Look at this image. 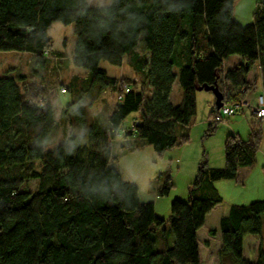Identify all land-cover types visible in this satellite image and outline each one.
<instances>
[{"label":"trees","instance_id":"16d2710c","mask_svg":"<svg viewBox=\"0 0 264 264\" xmlns=\"http://www.w3.org/2000/svg\"><path fill=\"white\" fill-rule=\"evenodd\" d=\"M235 2L0 0V50L32 54L29 72L0 76V264H264L261 241L255 260L244 254L247 235L262 237L264 199L232 204L218 228L201 230L223 201L215 181L234 179L256 161L260 130L253 127L247 139L229 133L223 167L201 163L188 198L170 204L172 242L154 202H142L138 185L111 163V141L131 112H138V124L125 136L162 154L189 139L196 84L217 81L225 102H244L256 85L247 74L258 62L264 88V2L246 25L234 19ZM130 13L134 28L127 26ZM56 21L74 25L72 62L87 74L69 85L73 98L60 112L69 135L46 148L57 124L45 70L59 54L49 35ZM138 47L150 53L148 61ZM230 55L242 60L224 71ZM126 56L142 76L140 88L99 65L102 59L121 65ZM175 65L183 91L178 104L170 100ZM106 91L117 94V103L107 117H94L92 104ZM216 125L209 120L210 130ZM172 187L167 175L157 193Z\"/></svg>","mask_w":264,"mask_h":264},{"label":"rangeland","instance_id":"374dc122","mask_svg":"<svg viewBox=\"0 0 264 264\" xmlns=\"http://www.w3.org/2000/svg\"><path fill=\"white\" fill-rule=\"evenodd\" d=\"M92 4L105 5L110 0H89ZM264 0H236L234 4V19L246 25L253 21L254 12L260 3ZM49 35L51 37V47L56 52L61 51L64 57L50 60L46 68V77L50 82L51 97L55 108V116L57 124L50 132L46 141V148L52 147L54 144L61 142L69 135L71 125L68 119L61 117L59 108L67 105L73 98V92L69 85L78 81L74 79L76 73L81 79V75L87 71L83 67L72 64L73 69L69 65V57L75 47L76 35L73 24H64L56 21L52 24ZM177 50L179 46L177 45ZM137 51L147 61L150 53L142 50L140 47ZM30 55L20 51H1L0 50V76H13L16 74L15 65L20 66L21 70H30ZM126 56L121 65H115L107 60L102 59L99 65L106 71L121 80L131 78L137 88L142 86V76L138 74L128 63ZM233 58H227L225 65L230 67ZM29 68V69H28ZM49 69L48 73L47 70ZM74 70V71H73ZM174 72L177 74L172 85L170 100L173 104H178L182 100L183 91L179 80V67L174 66ZM127 84L130 82L125 81ZM61 87H66V91L62 92ZM260 85L253 91L251 103L256 102V95L259 92ZM144 91L150 94V88L144 85ZM112 102H117V96L110 91L106 92ZM224 100V99H223ZM110 101V100H109ZM97 100L94 102L96 104ZM101 105V103H98ZM215 104V96L209 90H197L196 92V114L192 124L188 127L187 133L189 139L182 142L171 149L164 151L162 154L156 152L152 145L145 142L144 139L135 136L130 139L132 147L129 145H119L114 147L113 163L119 167L123 177L126 180L135 182L139 187V196L142 200L153 201L156 214L165 219L164 226L171 234V242L174 234L171 230L170 203L174 199L186 200L189 195V188L194 183L198 169L201 163L205 162L207 166L213 168H221L225 164L224 143L229 133H238L243 139H247L251 135L253 127L260 130L261 139L259 143L258 160L256 168H254L251 176L246 182L235 185V179H221L215 181V187L222 196L223 201L221 207L229 210L232 204L247 205L252 201L264 199V169L262 157L264 156V119L261 121L255 118L249 108L243 106L242 109L229 116L227 123H217L212 130L209 129L210 112ZM92 106V112L95 106ZM107 109L98 114V116L107 117ZM138 115V112H131L123 121L122 128H127L131 121ZM182 130L178 129L181 134ZM118 139L124 140L123 136ZM122 146V147H121ZM261 155V156H260ZM263 155V156H262ZM261 160V161H260ZM261 170V172H259ZM242 170L240 173H243ZM169 175L173 182L170 192L165 195L157 194L159 188L165 185L166 176ZM152 193V194H151ZM264 217V216H263ZM208 224H210L208 222ZM252 235H247L244 245V254L248 260H255L256 251L249 247ZM260 239V238H259ZM261 246L264 249V236L261 237ZM255 249V248H254ZM190 264V263H189Z\"/></svg>","mask_w":264,"mask_h":264},{"label":"crops","instance_id":"0c3cea01","mask_svg":"<svg viewBox=\"0 0 264 264\" xmlns=\"http://www.w3.org/2000/svg\"><path fill=\"white\" fill-rule=\"evenodd\" d=\"M52 51H55V50H53V48H52ZM25 54H29L30 55V59H31V57H32V54L31 53H29V52H24ZM57 53H59V54H57L56 56H50V58L52 59V60H56L57 58H63L64 57V53L63 52H61V51H57ZM72 54H73V52H72ZM231 56V58H233V62H232V64H230V67H232V66H234V65H236L238 62H240L241 60H242V58H241V56H239V55H230ZM230 56L228 57V58H230ZM61 58V59H62ZM227 59V58H226ZM225 59V60H226ZM69 65L71 66V68L73 69V67H72V64H73V62H72V55L69 57ZM225 60H224V71H226L228 68H230V67H228L227 65H225ZM29 62H30V60H29ZM13 68H15V70L16 71H21V72H25V73H27V72H29V70H21V68H20V66H18V65H15ZM29 69V68H28ZM74 71V70H73ZM79 75L80 73H76V75ZM87 74V71H85L84 73H83V75H81V76H85ZM75 79V78H74ZM81 79H82V77H81ZM80 78L79 79H77L76 78V81H79V80H81ZM247 80L250 82V83H256V85H255V88L253 89V91L255 90V89H257L258 88V85H260V88H259V92L258 93H261L262 91H264V88H263V76H262V70H261V66H260V64L257 62L255 65H253L252 66V68L250 69V71L248 72V74H247ZM68 88H69V86H68ZM67 88V89H68ZM253 91L251 90L249 93H248V96H247V98H246V101H248V102H251V99H252V93H253ZM107 92V91H106ZM106 92H104V93H102L99 97H98V99H97V102H96V104L94 105V103L92 104V106L94 105L95 106V109H94V111L92 112V114H93V116L95 117V116H97L98 114H100L102 111H103V109H107V111H108V114H110L111 112H112V110L114 109V107H115V105H116V103L115 102H112L111 101V99H110V97L108 96V95H106ZM111 92V91H110ZM111 93H115V92H111ZM116 94V93H115ZM49 95H50V100H51V103L53 104V100H52V97H51V92H49ZM116 96H117V94H116ZM257 96V95H256ZM255 96V97H256ZM117 98H118V96H117ZM110 100V101H109ZM256 100V99H255ZM98 103H101V105H99ZM53 106H54V104H53ZM60 110L62 109V107L61 108H59ZM138 116L139 115H137L133 120H135V119H137L138 120ZM132 120V121H133ZM132 121H131V123H132ZM130 126H131V124L127 127V128H121V130L118 132V134H117V137L116 138H114L112 141H111V145H112V152H114V147H115V145L117 146V145H119L120 143H119V141L121 142V145L122 146H125V145H129V144H131V142H130V139H132V138H134L135 137V135L133 136H130V135H128V136H125V133L126 132H130ZM134 133V132H133ZM238 134V133H237ZM118 136H123V138H124V140H120V139H118ZM121 146V147H122ZM129 147L131 148L132 147V145H129ZM113 155H114V153H113ZM261 156V155H260ZM263 156V155H262ZM257 158H258V154H257ZM256 158V161L252 164V165H249V166H244V167H241V168H239V171H238V175H237V177L236 178H234L235 179V182H234V184L235 185H239L240 183H243L244 184V182H246L247 180H248V178L251 176V173L253 172V170H254V168H256L255 166H256V162H257V159ZM261 161V160H260ZM262 163H263V166H262V168L264 169V156L262 157V161H261ZM111 163L113 164V166L114 167H116L120 172H121V170L119 169V167H117L114 163H113V161L111 160ZM244 171L243 173H240L241 171ZM259 172H261V170H259ZM152 194V193H151ZM158 194V193H157ZM140 197V196H139ZM141 199V198H140ZM149 199H151V198H149ZM149 199L148 200H142L141 199V201L142 202H147V201H149ZM154 201V200H153ZM171 204V203H170ZM230 207L231 206H229V208L228 209H230ZM228 211L229 210H226V212L224 211V209L221 207V205L220 204H217L216 206H214L212 209H211V211L210 212H208L207 213V215H206V217H205V221H204V224H203V226L201 227V230H204V231H210L211 229H216V228H218L219 227V223H220V219L223 217V216H225V215H227V213H228ZM208 222L210 223V224H208ZM253 237H252V239H251V241L249 242L250 243V245H249V247L251 248V250H255L256 251V255H258V245H259V243H260V237H258V236H255V235H252ZM264 236V227H263V232H262V237ZM260 238V239H259ZM245 240H246V237L244 238V245H245ZM255 248V249H254ZM257 257V256H256Z\"/></svg>","mask_w":264,"mask_h":264},{"label":"built area","instance_id":"2783aa9c","mask_svg":"<svg viewBox=\"0 0 264 264\" xmlns=\"http://www.w3.org/2000/svg\"><path fill=\"white\" fill-rule=\"evenodd\" d=\"M46 54H48L47 51ZM129 89H130L129 86L125 85V90L128 91ZM61 91L62 92L66 91V88L62 87ZM120 97L121 95H119V98ZM249 103L251 102L242 101L236 104H231L223 100L222 106L216 109V112L211 117V121L215 123H227L229 116L235 114L238 111V109H242L243 106L249 108L251 114L255 118H258L259 120L262 121L264 119V91L257 94L255 103L252 104ZM137 124H138V120L137 119L133 120L129 129L134 130Z\"/></svg>","mask_w":264,"mask_h":264},{"label":"water","instance_id":"95a60500","mask_svg":"<svg viewBox=\"0 0 264 264\" xmlns=\"http://www.w3.org/2000/svg\"><path fill=\"white\" fill-rule=\"evenodd\" d=\"M219 77V74H217V78ZM197 90H209L214 93L215 96V106L216 108H220L223 104L224 94L221 91L218 82L216 81L214 84H196Z\"/></svg>","mask_w":264,"mask_h":264},{"label":"clouds","instance_id":"9594fccd","mask_svg":"<svg viewBox=\"0 0 264 264\" xmlns=\"http://www.w3.org/2000/svg\"><path fill=\"white\" fill-rule=\"evenodd\" d=\"M128 20H129V24L127 25L128 27H131V28L136 27L138 20L134 13L129 14Z\"/></svg>","mask_w":264,"mask_h":264}]
</instances>
